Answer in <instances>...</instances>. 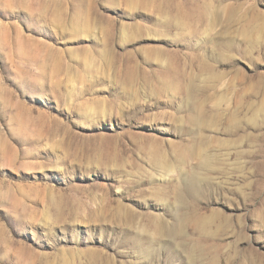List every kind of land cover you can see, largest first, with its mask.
I'll use <instances>...</instances> for the list:
<instances>
[{
	"label": "rangeland",
	"instance_id": "374dc122",
	"mask_svg": "<svg viewBox=\"0 0 264 264\" xmlns=\"http://www.w3.org/2000/svg\"><path fill=\"white\" fill-rule=\"evenodd\" d=\"M0 264H264V0H0Z\"/></svg>",
	"mask_w": 264,
	"mask_h": 264
}]
</instances>
